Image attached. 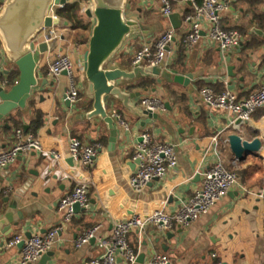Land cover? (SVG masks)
I'll return each mask as SVG.
<instances>
[{"label": "crops", "instance_id": "obj_1", "mask_svg": "<svg viewBox=\"0 0 264 264\" xmlns=\"http://www.w3.org/2000/svg\"><path fill=\"white\" fill-rule=\"evenodd\" d=\"M0 1L3 6V0ZM225 1L230 8L223 15L224 26L242 34L241 45L227 54L204 32L196 46L183 44V37L190 29L183 15L194 11L190 3L173 0V13L182 19L181 27L174 29L159 0H127L126 18L138 22L141 30L124 42L113 68L131 71L135 53L153 45L169 29L174 30L175 38L160 76L138 75L123 83L126 92L140 93V97L131 100L132 105L143 108L144 97L167 105L157 112V119L142 118L121 101L109 100L107 111L115 117L120 115L129 124L125 129L117 122L118 136L112 149L107 125L99 118L87 117L93 110V101L86 95L88 83L84 73L88 41L75 43L74 32L61 19L55 29L57 46L40 60L37 84L26 107L0 120V152L15 143V132L22 129L35 134L45 151L60 152L63 160L58 162L47 154L30 152L20 155L4 170L7 179L0 198L7 194L14 200L20 195L18 210L24 212L19 226H13L11 234L1 238L4 243L10 236H26L28 232L31 236L43 234L61 225L64 215L59 202L77 184L87 183L89 207L76 214L59 233V240L51 250L54 255L47 264H91L104 255L107 247L97 239L77 247L75 241L84 231L101 225L98 238L109 239L117 220L135 214L147 216L161 209L175 214L202 186V175L216 163L219 152L225 168L238 175V184L209 213L187 228L176 225L162 232L149 226L144 231H132L128 238L138 253L135 264H150L155 254L167 255L170 264H264V196L259 197L264 192V145L260 157L249 156L239 162L226 139L229 133H238L244 139L259 137L264 142V107L251 121L231 125L228 114L210 108L200 94L202 88L211 87L218 93L229 90L243 99L264 86V39L253 31L261 29L253 17L264 15V0L260 4L257 0ZM90 7L88 2L82 9ZM86 18L90 22V38L95 19L87 15ZM43 40L41 36L39 41ZM59 54L72 58L77 70L75 77L79 78L80 99L70 103V107L65 103L68 76L63 74L54 79L47 75L49 64ZM230 66L234 67L232 75L228 72ZM10 76L15 84L20 71L0 40V79L8 81ZM176 76L187 79L176 81ZM144 131L151 133L154 143L174 144L179 166L164 179L151 181L137 192L130 185V177L139 165L134 156ZM216 136L217 145L213 141ZM73 137L85 144L102 145L90 167L70 164L69 144ZM33 181L37 182L32 184ZM21 253L19 245L11 249L3 245L0 264H20ZM213 253L216 258L211 257ZM117 264L128 263L119 259Z\"/></svg>", "mask_w": 264, "mask_h": 264}, {"label": "built area", "instance_id": "obj_2", "mask_svg": "<svg viewBox=\"0 0 264 264\" xmlns=\"http://www.w3.org/2000/svg\"><path fill=\"white\" fill-rule=\"evenodd\" d=\"M162 12L169 17L173 12V0H159ZM190 3L194 11L184 14L183 21L190 25L189 31L183 37V44L187 47L196 46L203 37V32L208 38L215 42L223 54H227L242 43V34L235 29H228L223 24V15L230 8L225 0H203L200 5L194 0H184ZM64 8V5H53L50 15L53 19H61L56 10ZM86 13V9H82ZM56 27L46 29L42 34L44 41H50L57 37ZM175 38L173 29L164 32L153 45H146L138 50L133 57V66L148 65L151 67H164L167 64L168 47ZM74 62L67 54H59L48 66L47 75L50 78H58L64 73L69 78V87L66 93L71 103L80 99L78 83L75 77ZM0 86L9 87L7 80L0 79ZM200 94L203 101L212 109L225 112L231 118V125L237 120L249 122L252 116L264 107V86L260 87L248 98L240 99L235 93L226 90L218 93L211 87H204ZM143 108L151 112H159L165 109V105L158 99L144 97L141 100ZM117 122L123 128L128 129L129 124L120 116L116 115ZM218 136L213 141L218 144ZM102 145L85 144L78 138H71L69 144V156L73 161L82 167H90ZM38 152L53 157L56 161L63 160V155L58 151H45L41 141L31 132H24L18 129L15 132V143L0 152V172L7 169L20 155ZM134 159L139 161L138 168L130 177V185L133 190L140 192L151 181L162 180L170 170L179 166L176 147L171 143H154L149 131L140 135V142ZM203 184L195 194L183 204L175 213L169 214L165 210H157L147 216L132 215L127 219L117 220L112 229L109 239L98 238L101 225L94 226L84 231L75 241L77 247L89 244L93 238L99 240L107 247L104 255L95 259L91 264H117L121 259L128 264H135L138 258L137 251L131 246L128 235L135 230L144 231L149 226H154L162 232L170 231L178 225L183 228L189 227L192 223L209 213L229 191L238 184V175L234 171L227 170L217 152V161L203 173ZM264 192L259 194L263 197ZM80 204L87 209L89 207V188L87 183H79L74 190L61 199L59 210L64 215L61 225L51 228L43 234H33L27 238L23 234L10 236L4 243L6 249L17 247L24 242L20 257V264H36L39 260L51 251L59 240V233L75 217V204ZM216 258L215 253L211 254ZM150 264H170V259L165 254H155ZM213 264V263H211ZM220 264V263H217Z\"/></svg>", "mask_w": 264, "mask_h": 264}, {"label": "water", "instance_id": "obj_3", "mask_svg": "<svg viewBox=\"0 0 264 264\" xmlns=\"http://www.w3.org/2000/svg\"><path fill=\"white\" fill-rule=\"evenodd\" d=\"M70 2L71 0H3L4 4L0 9V40L17 64L20 77L19 81L12 86L6 88L0 86V120L11 115L16 109L26 107L33 88L37 84L40 60L44 54L53 51L57 46L56 38L50 41H39L46 29L58 27L61 24V19H53L50 11L53 5L65 6ZM90 2L91 7L86 10V15L95 19V25L87 43L88 49L84 54V73L88 83L86 95L93 101V110L87 117L99 118L107 125L110 131L109 147L112 149L117 141L118 123L117 118L107 111L106 106L109 100L115 98L121 101L124 107L142 118L157 119L159 116L157 112L131 104V100L140 97V93L126 92L123 89V83L134 80L138 75L160 76L162 68L148 65L134 66L131 71L113 68L115 56L124 42L138 33L141 27L138 22L126 18L127 0H90ZM169 19L174 29L181 27L182 19L178 13H172ZM65 25L68 23L65 22ZM253 31L264 39L263 29L254 28ZM233 70V66L228 67L229 75L233 74ZM64 75L67 74L64 73ZM183 78L176 76L175 80L181 82L187 79ZM65 103L67 107H70L71 102L67 96ZM242 123L247 122H242L240 119L236 121V125ZM226 139L239 162L246 161L249 156L260 157L264 145L261 138L248 140L238 133H229ZM70 164L75 166L72 158H70ZM6 179L5 171L1 172L0 193ZM36 182L33 181L32 184ZM21 199L20 195H16L12 200L7 194L0 198V247L4 245L1 238L9 236L13 226H19L24 219V212L18 210V202ZM74 209L76 214L85 210L78 203L75 204ZM26 237L30 238L31 233L28 232ZM95 241L96 238L91 240V242ZM23 246L24 242H21L19 247ZM53 255L54 253L49 251L39 260V264H47Z\"/></svg>", "mask_w": 264, "mask_h": 264}, {"label": "trees", "instance_id": "obj_4", "mask_svg": "<svg viewBox=\"0 0 264 264\" xmlns=\"http://www.w3.org/2000/svg\"><path fill=\"white\" fill-rule=\"evenodd\" d=\"M196 4L200 5L203 0H194ZM258 4L262 3L263 0H257ZM90 0H76L70 2L64 6V8L57 10V15L68 23V26L74 32V42L79 44L81 41L89 40V31H90V22L86 18V15L82 12V6L84 3H88ZM257 3H255V6ZM2 2L0 1V7ZM193 11L187 12L192 13ZM254 19L258 20L261 26V29L264 30V15H254ZM16 74L14 73V76ZM9 86L13 85V78L11 76L8 79ZM146 86V85H145Z\"/></svg>", "mask_w": 264, "mask_h": 264}, {"label": "rangeland", "instance_id": "obj_5", "mask_svg": "<svg viewBox=\"0 0 264 264\" xmlns=\"http://www.w3.org/2000/svg\"><path fill=\"white\" fill-rule=\"evenodd\" d=\"M59 27V26H58ZM74 71H75V73H77V70L75 69V67H74ZM76 75V74H75ZM76 81H77V83L79 82V78H77L76 77Z\"/></svg>", "mask_w": 264, "mask_h": 264}]
</instances>
